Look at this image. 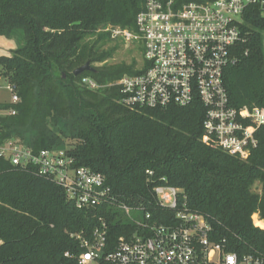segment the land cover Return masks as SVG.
Instances as JSON below:
<instances>
[{"label":"trees","instance_id":"16d2710c","mask_svg":"<svg viewBox=\"0 0 264 264\" xmlns=\"http://www.w3.org/2000/svg\"><path fill=\"white\" fill-rule=\"evenodd\" d=\"M144 6L145 0H0V37L22 30L25 40L12 56L0 57V71L19 96L17 104L0 103V111L17 112L0 116V140L18 139L34 153L64 149L68 140L74 166L102 174L117 204L141 207L168 223L174 212L158 203L153 190L174 187L180 202L186 197L188 209L207 219L225 250L264 251V230L252 222L257 212L264 219V127L258 149L243 161L203 143L206 108L198 98L185 107L130 109L121 104L118 87H107L139 71L136 63H106L120 46L108 47L110 35L99 30L114 25L136 31ZM242 30L249 39L226 69L225 86L231 106L264 112L258 9L246 11ZM87 63L93 70L75 76ZM83 77L104 87L89 90L80 83ZM257 181L261 194L252 191ZM100 217L108 223L110 247L137 230L113 206L78 209L36 167L0 158V264H77L83 250L72 234L90 238Z\"/></svg>","mask_w":264,"mask_h":264},{"label":"built area","instance_id":"2783aa9c","mask_svg":"<svg viewBox=\"0 0 264 264\" xmlns=\"http://www.w3.org/2000/svg\"><path fill=\"white\" fill-rule=\"evenodd\" d=\"M250 8L258 9L264 24V0H145L136 31L114 25L99 30L114 42L138 44L144 55L142 66H136L139 73L126 74L107 87H118L121 104L130 109L185 107L198 98L206 108L203 143L248 160L259 147L264 112L258 107L231 106L225 71L236 64L238 46L249 39L242 27ZM80 83L92 91L104 87L89 77ZM8 89L15 92L11 84ZM11 103H19V97L14 95ZM16 113L3 110L0 116ZM70 151L34 153L18 139L0 140V158L14 166L36 167L41 176L63 188L78 209L113 206L137 226L112 247L103 217L90 238L72 234L83 250L77 264H264L262 250L243 255L225 250L214 240L207 219L188 209L186 197L179 201V189L159 186L153 190L158 203L174 212L168 223L154 220L141 207L117 204L105 177L86 167L76 168ZM252 222L264 230L259 212L253 214ZM65 257L73 255L67 252Z\"/></svg>","mask_w":264,"mask_h":264},{"label":"rangeland","instance_id":"374dc122","mask_svg":"<svg viewBox=\"0 0 264 264\" xmlns=\"http://www.w3.org/2000/svg\"><path fill=\"white\" fill-rule=\"evenodd\" d=\"M23 31L18 30L13 32V37L10 39L0 37V57L1 56H12L16 50L22 48L24 46L25 40L23 38ZM114 44H118L120 47L115 52L112 58H110L106 63L109 64L112 67H117L120 64H132L136 63L139 67L142 66L144 55L141 50V47L136 45H125L123 43H117V42H111L108 47ZM106 46V47H107ZM104 64L97 63L95 64V67L101 68ZM11 83H9L5 77L2 75V72L0 71V103H10L12 100V97L14 95H17L16 91L10 92L8 89V86ZM13 85V84H11ZM18 96V95H17ZM19 97V96H18ZM53 130H57L56 127L51 126ZM71 142L66 140V148H70ZM64 148V149H66ZM71 149V148H70ZM261 189V184L259 181L255 182L252 191L255 193H259Z\"/></svg>","mask_w":264,"mask_h":264},{"label":"water","instance_id":"95a60500","mask_svg":"<svg viewBox=\"0 0 264 264\" xmlns=\"http://www.w3.org/2000/svg\"><path fill=\"white\" fill-rule=\"evenodd\" d=\"M92 70H93V69H92L90 63H87V64H85L84 66L78 68V69L74 72V75H75V76H79V75H81V74L84 73V72L92 71Z\"/></svg>","mask_w":264,"mask_h":264}]
</instances>
